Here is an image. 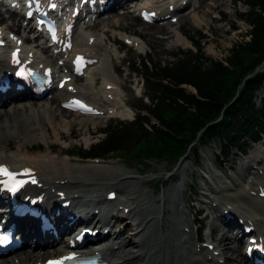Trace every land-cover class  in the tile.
<instances>
[{
    "label": "bare ground",
    "instance_id": "obj_1",
    "mask_svg": "<svg viewBox=\"0 0 264 264\" xmlns=\"http://www.w3.org/2000/svg\"><path fill=\"white\" fill-rule=\"evenodd\" d=\"M205 1L206 0H197L196 4L190 5L193 11L192 18L196 23L203 20V18L196 14L194 10L199 7L197 4L200 3V6H202ZM213 7H216V5ZM9 16L17 21L16 28L13 27V25L8 26V24L3 21L2 17L0 24L14 31L15 34H18V14L9 11ZM123 20L128 22L127 26L121 24ZM138 20L139 17L137 15L126 13L118 15L119 24L113 22H109V24L113 28L126 29L129 27L131 30L138 25ZM147 28L151 29V31L144 33L147 36L152 37L155 33L160 32L172 37L175 44L184 46L187 43L186 38L178 30L173 31L169 26H154ZM103 32L107 35V29H104ZM91 36L94 37V41L92 44H89L88 42ZM28 40V37H24L23 39L26 51H33L35 57H39L40 62H46L47 64L51 63L52 59L50 56H44L48 48L39 50V47ZM77 41L84 46L90 47L91 49L88 51L97 54L99 65L94 66L96 69L101 70L103 74L102 90L105 89L106 84H113L115 79L110 74V65L107 59L109 54L95 52L92 49L95 43L99 42V37L93 33H88L85 37L79 36V38L75 40V47L78 46ZM106 54L107 56H105ZM3 58L4 54L2 50H0V67L5 66ZM99 78L98 75H95V72L89 71L85 84L79 83V85H77L76 80L78 78L72 83L77 88V94L89 99L95 104L104 106V103H101V101L96 98L91 88L95 80ZM57 92L58 97H52L45 103L41 104V102L35 101L23 105L19 104V102L23 100L18 98L15 100V98L24 97L26 95L25 93H13L9 91L5 94H0V123L1 121L3 122L2 127L0 126V130L4 129L7 136L15 135L16 138L19 139V141L15 143L11 139L4 138V136L0 137V162H6L13 166L30 165L36 169V172L43 182V186L38 189V193L44 192V198L48 197L52 199L54 203L58 202L57 196L59 191L65 193L67 196L66 199H71L77 202V204L78 202L99 201L101 200V191L105 193V190L109 188L106 183H111L118 188V196L124 197L127 196L126 194L130 195L127 196V203L125 206H130L129 213H131L133 217L140 219L137 225L134 223L135 219L133 221V225H135L133 230H136V235L123 236L124 230L130 226L129 223H126L122 228L118 229L117 234L113 237L114 243L117 246L112 247L108 252L105 251L103 253L104 257H114L110 262L117 264H219V259H223V264L245 263V256L243 252H241V247L244 244L243 236L235 237L231 234V230L234 227H240L241 223L253 224L256 225V227L257 224L262 227L264 226V201L260 200L257 195L256 197L252 195V193L255 192L258 194L264 188V178L261 176L262 173H259V169H257L254 174L250 175L252 166L249 165L245 168V172L238 171L236 175H226L229 181H220L217 183L216 187H212L205 182L206 192L209 191V194L215 193L212 196L203 195L208 199L211 197V201L209 200V203L206 204L212 215L210 228L212 230L214 221L217 220H221L223 227L220 235L214 240L215 244L212 250L203 248L202 252H197L196 247H194L192 243V232H187L184 229L186 226L188 227L190 222L185 216L186 211L180 210L177 206H173L171 215L167 214V216H164V212L171 207L169 195L173 187L168 189L165 194L160 197L161 203H156V205H154L155 202L152 200L150 204H147L146 194H143L134 183L136 177L133 176L131 171L124 170L116 163L107 164L88 161L85 164H80L67 156L59 157L58 155L52 154V152L48 150V148L51 147L49 144H47L43 150H33L34 146L38 145L37 140H45V134L50 133V131H52V136L55 141L71 135L70 133L60 132L57 129V125L60 124V122L65 124V128L71 126L72 120L64 119L66 114L74 115L79 119L78 122L80 124L87 120H99L98 117L83 116L61 108L59 102L67 93H63L61 90ZM106 92L112 95H118V92L112 88L108 89ZM119 100V105L121 103V105L118 106L120 112L123 113V115H127L129 109L123 103L121 97H119ZM116 102L117 98H114V103ZM109 109L110 108L105 107V111L108 112ZM59 120L60 122H58ZM253 158L255 157H247L248 160H254ZM257 160L262 161L261 159ZM110 190L111 189H109V191ZM259 202L261 203L259 204ZM42 204H44V201H42ZM114 204L117 207L118 201ZM225 211L232 215L228 221L224 220ZM178 214H180L179 219H177ZM239 218H241V221H239ZM63 219V216L58 215L55 217L58 227L62 224ZM106 225L107 224L100 225L99 228L101 231ZM22 228L23 226H21V229ZM64 230L65 228L62 227L61 232H64ZM44 235L49 237L47 232H45ZM135 237L137 240L134 239ZM32 239L33 237L30 233L25 235L23 245H27L28 249L23 250V252L21 250V253L14 254L11 258L12 260H8L9 264H29L31 260L34 262L48 255V251L41 253L40 243L36 244ZM138 240H140V243L138 242L137 244ZM132 244L137 245L133 246L138 248V251L125 252L126 247ZM56 246L62 249L64 247L63 241L57 242ZM215 250L220 252L218 256L213 255V251ZM229 250H232L235 258L228 256L227 252ZM238 258L241 259L243 263H241L240 260H238L240 263L234 262L235 259ZM15 259H17L18 262H15ZM204 260L207 261V263Z\"/></svg>",
    "mask_w": 264,
    "mask_h": 264
},
{
    "label": "trees",
    "instance_id": "obj_2",
    "mask_svg": "<svg viewBox=\"0 0 264 264\" xmlns=\"http://www.w3.org/2000/svg\"><path fill=\"white\" fill-rule=\"evenodd\" d=\"M242 1L248 9L238 17L249 25L247 40L234 43L223 61L197 57L195 62L190 59L160 67L159 74L173 79L174 86L150 82L151 91L159 97L150 110L162 128L150 131L140 121L119 123L115 135L87 154L117 152L139 163L151 158L174 159L198 139L201 144L216 139L221 150H229L263 131L264 115L252 97L264 82V69L254 72L264 60V0ZM178 83L192 86L195 94Z\"/></svg>",
    "mask_w": 264,
    "mask_h": 264
},
{
    "label": "rangeland",
    "instance_id": "obj_3",
    "mask_svg": "<svg viewBox=\"0 0 264 264\" xmlns=\"http://www.w3.org/2000/svg\"><path fill=\"white\" fill-rule=\"evenodd\" d=\"M209 2L212 3V7L208 5ZM214 5H216V7H213ZM200 9L201 12L199 13H202V11L204 13L203 24L196 25L190 16L182 19L177 25H174L173 29L176 30L179 28L180 31L184 30L189 35L194 37H197L196 31H201L200 33H202L203 38L201 39V43L199 42V44L201 45V59L199 60H204L205 58H213L223 61L228 55L229 49L234 43L240 42L242 39H248L246 31H248L249 25L237 16L238 12L246 10V6L242 2L234 4L231 0H206L203 4V7H201ZM109 21L117 23V16H108L105 20H103V22L92 27V30L100 32V28H107L109 30V36L117 38L118 31L108 26L107 23ZM124 23L125 20H123V25ZM125 25H128V23H125ZM128 30H130L129 27ZM131 30L137 32L142 36L143 33L147 31L145 29V26H142L140 24L139 20L138 25H136L135 28ZM104 37L106 38L105 35ZM144 41L146 44L142 45L143 47L137 50L125 46L118 40H116V45H118L119 47L107 42L106 40H103V42L100 44L103 49H107L108 47H110V52H112L115 47L118 50L117 54L115 53L111 56V65L114 70L113 73L117 84L121 87L120 96L128 104L136 100V92L134 89L137 88L140 83V76L142 75L141 62H144L143 58L149 59L151 62H159L160 64H163L166 63V61L173 59L174 54L172 52L178 50L179 48H182L174 43L173 38H162L161 33L155 34V37L145 38ZM187 88L189 90H192V88L190 87ZM260 97H264V85L259 90V93H256V104L260 102ZM64 119H71V126L65 128V124L60 122L59 120L58 122H60V124L57 125V129L60 132L70 133L71 135L55 141L52 136V131H50V133L45 134V140H39L40 150L45 149L46 145L49 144L51 147L48 148V150L52 152V154L62 157L64 156L65 151L69 148L73 149V147L75 146L87 147L90 143L93 144L96 141L102 139L104 137V134L97 133V129L100 127L103 128L104 126H106V128L108 129L115 123V121H117L99 119L95 121L87 120L80 124L78 122V118H76L74 115L68 114L64 116ZM1 130L0 137L4 136V138L11 139L15 143L19 141V139H17L15 135L7 136L4 129L2 131ZM263 140L248 143V145L245 147L244 154L236 150H232L226 158L227 161L222 162L220 160V164L222 166L221 170L214 164V161L217 160L216 152L218 151V146L214 142H212L208 147L199 148V152L201 154L199 158V167H195L193 165V162L195 160L192 157V152H190L187 156H183L177 161H172V159L168 161H156L152 162L148 167H141L135 164V162L131 161H128L129 165H127L123 163L122 159H116L113 161L118 165L124 166L125 170L131 172L133 171V174L136 177H138L140 180H143L144 182L141 184V187L148 190V192L150 193L148 194V196H150L147 199H159L158 203L161 202L160 196L165 194L167 189L180 184V205L185 198V195H187L189 198L197 199V201H194V208L189 211V218H193L194 210L199 208V206H204L199 200L200 198H204L201 195V192H204V189H202L200 185H203L205 187L206 182V184H209L212 187H216L217 183H219L220 181H228L225 175L235 174L237 170L241 168V165L248 156H250L251 158L255 157L264 159V150L261 144ZM194 146L196 145L193 144V147ZM69 158L79 162L80 164L86 163V159L79 160L77 159L79 157L76 158L75 156L71 155H69ZM113 161L110 160L109 162ZM250 163H252V160H249L247 165H249ZM263 164L264 161L259 166H257L263 167ZM135 167H137V169L141 168L143 170V173L145 171H147V173L139 176L138 173L135 172ZM174 173L175 175H173L171 179L169 175ZM213 176L216 178H214ZM147 180H150V183ZM155 184H162V189L154 193L152 189ZM183 189H185L184 193L182 192ZM174 190L177 191L178 189L175 187ZM180 194L182 197V201L180 200ZM183 206L184 205H181L180 207ZM183 209L188 210V208L186 207H184ZM166 215L167 213L164 214V216ZM210 222L211 219L209 216L205 223V229L200 234V237L201 239H203V241H208L209 239L208 227H210ZM214 223L217 224V221ZM196 226L197 225L195 224H190V228L194 231L192 232V235L195 239L196 236L199 237L198 232L195 233ZM221 229V226L218 227V232L216 235H213V239L220 235V233L222 232ZM126 249H129V247H127ZM228 256L235 258L232 250L228 251ZM234 262H237V259Z\"/></svg>",
    "mask_w": 264,
    "mask_h": 264
},
{
    "label": "snow or ice",
    "instance_id": "obj_4",
    "mask_svg": "<svg viewBox=\"0 0 264 264\" xmlns=\"http://www.w3.org/2000/svg\"><path fill=\"white\" fill-rule=\"evenodd\" d=\"M81 107H83V105H81ZM87 110L91 111V109H87ZM0 173L5 174V175H9V176L11 175V173H7L4 169H0ZM13 190H15V189H13ZM68 259H71V257H69Z\"/></svg>",
    "mask_w": 264,
    "mask_h": 264
}]
</instances>
